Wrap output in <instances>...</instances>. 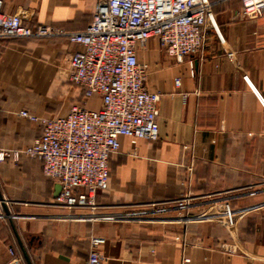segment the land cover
<instances>
[{
	"label": "crops",
	"instance_id": "0c3cea01",
	"mask_svg": "<svg viewBox=\"0 0 264 264\" xmlns=\"http://www.w3.org/2000/svg\"><path fill=\"white\" fill-rule=\"evenodd\" d=\"M97 1L3 0V10L77 32ZM210 1L217 29L201 50L182 62L156 40L139 50L147 87L161 93L159 136L120 137L95 215L56 206L60 185L39 159L0 161V264H82L94 237L100 264H264V15ZM78 47L64 36L0 39V151L39 136L21 110L52 116L84 102L68 78Z\"/></svg>",
	"mask_w": 264,
	"mask_h": 264
},
{
	"label": "built area",
	"instance_id": "2783aa9c",
	"mask_svg": "<svg viewBox=\"0 0 264 264\" xmlns=\"http://www.w3.org/2000/svg\"><path fill=\"white\" fill-rule=\"evenodd\" d=\"M239 1L236 16L264 15V0ZM211 5L210 0H98L87 27L71 32L28 25L20 12L6 13L0 0V39L64 36L79 46L68 57V78L84 99L64 114L38 116L21 110L19 115L39 124L41 132L22 149L0 151V161H18L21 156L39 159L44 176L60 185L54 204L95 215L96 192L107 188L109 160L119 150L120 137L156 140L159 136L161 93L147 87L151 64L139 59V50L156 40L167 56L182 62L203 48L207 30L217 29ZM174 82L179 85L180 79ZM93 98L99 99L98 108L86 105ZM102 242L100 237L91 239L82 264L102 262L98 250Z\"/></svg>",
	"mask_w": 264,
	"mask_h": 264
}]
</instances>
